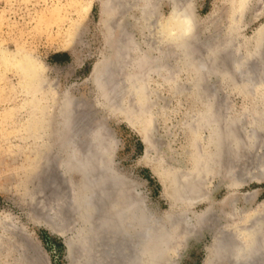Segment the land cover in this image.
<instances>
[{"label": "rangeland", "instance_id": "obj_1", "mask_svg": "<svg viewBox=\"0 0 264 264\" xmlns=\"http://www.w3.org/2000/svg\"><path fill=\"white\" fill-rule=\"evenodd\" d=\"M99 1L101 0H0V52L6 51V53L9 54L10 51L11 53L14 51V48L23 47V50L37 63V68L39 70L38 83L42 84L45 80V83L42 84V91H40L42 93H40L39 96L41 99L44 96V100H41L40 105L43 106L47 101V106L46 104L44 107L41 106V111L39 110L36 113L35 116L37 121L35 117L31 118L26 115H23L19 119L10 118L12 112H15L18 104L22 103L20 100L24 97V92H22L23 87L19 83L15 69L12 68L7 70L4 68L3 70L0 66V223L3 224L6 229L1 232L2 235L0 234V237L3 238L0 261L3 264H29L30 259H32L33 264H67L65 255L66 249L63 244V239H66V237L71 238V233L73 232V218L69 217V213L66 212L65 202L67 201L69 191L71 193L74 189V187H71L77 182L78 175L73 173V171H71V173L69 172V175L64 169V157L68 152L66 151L68 150V146L64 145L65 143H61L60 146L58 143H55L58 144L59 147L51 143L52 146L51 144L50 146L52 148H48V151L46 150L44 157L39 156L35 160L31 158V153L33 154L36 152V146L31 144V140L32 136L38 134L37 131L41 133H45L46 131V134L50 133L49 136L51 135V139L53 138L54 140L59 107L57 104L58 100L63 101V96L67 97L66 109L67 106L70 105L69 111L70 114L72 113V116L70 115V118L72 117L70 124L71 122L72 124H77L79 122V127L87 123L85 120H88L89 122L86 125L89 124L88 126H92V129L97 123H103V125L107 127L106 133L113 137L115 143L112 151V162H114L115 170L124 175L125 179L129 180L136 194H139V196L142 195L141 198L143 197L144 205H147L144 207L147 209L148 213L155 217H161L165 213H168V211L175 210L172 205L167 208L168 203L164 197V191L169 194V192H171V187L161 191L159 183L148 167H150L153 172H156L159 180L165 179L167 183L170 182L167 174L168 170L165 169L168 163L170 164V162H172L170 164L171 166H173L172 164H176L180 165L179 168H183V160L186 159L183 157H185L186 143L189 139V135L186 130H182L183 126L180 123L184 117L192 115L194 110H200L201 107L197 105L192 106L193 99L188 91H186V93H173L165 86V83L161 82L158 75L152 74V78L150 77L149 80V87L153 90L151 98V104H154V116L151 114V127L154 126V129L152 128L153 132L150 133L147 131L151 124L145 123L142 118L143 112L140 108L143 106H138L141 112H138L139 110L135 112V116L138 115L139 117L137 118L134 116L135 121L136 119L138 120L134 123V127H136L138 132L142 135L145 131L147 139H150L153 150H155L154 154L144 147L137 133L126 125L123 120V114L119 115V111L123 110L122 107L125 106L121 101L122 96H129L130 98V93H132L131 81L129 95L127 93L129 88L128 85L126 88L123 86V89L120 87L115 90L116 86L111 89L109 102L112 106V110H115L116 115L108 114L104 112L105 110H102V104L98 99L97 92L89 76L94 70V72L98 74L106 69L111 70L116 67V65L113 64L115 60V57L113 58L114 53L110 48L112 43V46H117L113 38L119 35V30L121 28L120 22L123 26L127 27H124L125 30L127 29L125 32L131 34L132 38L140 44L142 49L145 46L147 38H149V36L151 38L155 36L153 34L149 35L148 31H143L142 28L138 27L136 19L138 16L137 9V11L133 10L134 12L129 11L128 17L126 16L127 12L125 13L123 8L119 9L118 6L116 7L117 10H114V13H111L107 19V24L109 23V26L111 24L110 30L112 31L113 37L109 40V42L112 40V42H110L111 44L107 42L106 48L103 43L104 30L100 25V15L103 14V11L100 10L101 3ZM182 1L185 2L187 0ZM188 2H190L193 14L196 18L195 34L197 36H194L196 40L193 39V43L197 41L196 44L202 45L204 44L203 42H206V45H203L204 48L201 47L203 50L211 47L212 49L217 48L220 61L222 58L229 69L238 65L237 72L234 74L236 80L240 81L244 79L248 85L250 84L249 82H251L249 79H253V77L256 78V81H252L254 85L262 81V75H264V0H244L241 7L238 6L239 0H188ZM156 10V17L165 18L169 12V4L164 0H157ZM133 15L135 18L131 17ZM231 19L234 21L230 23ZM112 24L115 27H112ZM256 31H258V33ZM258 41H261L262 49L258 54L259 58L257 57L258 59L254 62H252L251 59L246 60L245 68L243 67V69H240L239 62L241 61V55L244 54V51L246 52L248 49H252L255 42ZM229 44L234 47L231 46L233 47H230L231 51L225 53L224 50H227L225 47H228ZM169 50L170 49L165 51L166 55L163 56L164 60H161L162 58L160 57V52H157L158 50L153 52L157 53L154 54L157 57L155 59L157 67L159 66L163 69V65L161 66V64H164L165 71L170 73L172 79H176L174 81L175 87L182 88L184 86L183 88H185L190 86L187 72L184 69L182 70L179 63H177L179 54L175 50ZM206 50L204 53H206ZM187 51V53H190L189 49ZM148 53L150 55L149 51ZM227 55L229 56L228 61V57H225ZM99 56L102 57L100 60H98ZM103 56L105 58H103ZM203 57L205 56H202L201 59L199 58V61L198 58L196 59V63L199 62V65H201L199 68L202 67L199 70L201 75L199 74L198 77L200 76L199 79L202 78L201 82L203 83L202 86H204L203 94L210 93V88H213L211 93L212 96H214V104H217V109L220 110V112H218L220 116L227 113L237 116L242 113L245 114L246 110L251 109L253 94H250L251 98H249V100L246 99V95H242L236 91L229 81L223 80L224 77L222 75L223 78H221L220 72H217V70H219L217 69L218 67L213 69L215 65H207V62H205L206 59ZM253 64L254 66H252ZM202 65H204V67ZM205 65H207L208 68ZM205 67L211 73L208 72ZM146 68L147 67L144 69ZM1 69L4 72L1 71ZM247 75L251 77L249 78ZM41 79H43V81H41ZM142 79L144 80L145 76ZM145 81L147 80L145 79ZM141 82L143 83V81ZM180 85L182 87H180ZM112 86L114 85H111V87ZM43 93L45 95H43ZM227 109L229 110L228 112L226 111ZM162 110L165 111L161 115V112H163ZM188 112H190V114ZM39 119H41L40 123H38ZM80 119H82L81 122L79 121ZM32 120L35 127L32 124ZM38 124L41 126L40 128L42 130L39 128L36 131L35 128ZM244 125L246 126H242L244 137L254 133L252 125L248 126L249 123H245ZM142 126L145 128L144 130ZM43 127L46 128L43 129ZM78 127L76 129H79ZM260 133L261 132L255 133L253 151L251 149L244 151L245 149L234 147L232 149L233 153L231 149L221 152L220 155L223 163L221 162L218 166H213L211 172L216 174H213V176L210 177L211 179L209 178L211 181L206 179L209 183L206 187L207 197L204 200L194 202L190 206L191 211L196 214L210 206V211H212L210 212L212 222L210 221V223L207 221L208 226H204L203 224L206 222L203 223V221L199 224L200 227L195 225L194 229L193 227L191 229L192 232L182 235L184 237L180 238L181 242H179V245H176L174 250L171 248V251H168V253L166 252V256L172 259L174 258L173 260L175 261L173 264H204L207 251L212 243L211 240L216 234L220 236V240L223 239L222 241L225 239V241L228 242V240L231 239V243L235 246V242L238 241L237 239L235 242L233 241L234 232H236L234 229L238 227L236 224L240 222V216L242 214V216H244L250 209L251 212L255 213L264 212V209L262 210V208H264L263 170L259 169V171L258 169H254L252 172L253 176L247 177V170L242 171L240 169L242 163L251 166L256 163L257 158H261L264 155V139H262L264 134L261 133V135ZM67 140L70 142L69 145L74 147L73 149L75 152L79 153L80 148L78 147L80 146L73 143L75 141L80 142V134H77L75 137L69 135ZM156 153L157 155L155 156ZM229 153L233 154V159H235L236 162V175L233 176L228 175V172H226L227 174L224 173V168L231 165L228 162L224 165V160L227 159L228 161L227 156L230 155ZM158 155L161 156L163 163L161 160H159V162H150V160H153L154 157ZM47 158H50L49 160H51V162L53 161L49 174L50 176L48 177L47 175L44 180L42 178L35 179L34 175L37 174L39 165L43 162L45 163ZM36 162H39L38 165ZM234 178H243V181L241 184L239 183L240 185H228ZM32 186L36 189L32 188ZM200 187L202 188L201 185ZM28 192L31 194L29 197L30 199L25 196ZM75 193L74 191L72 192V194ZM254 206H256L257 209H255L256 207ZM259 206L260 208H258ZM188 214H190V212ZM188 214L185 219L183 218V220L180 219L181 222L179 221V227H181V229L182 224L183 227L186 228L192 225V219ZM64 221L65 223H71L67 225L64 224ZM230 223L236 224L232 226ZM179 227L178 230L180 229ZM49 228L51 231H49ZM64 228L67 229L65 230ZM257 228L255 229L258 230ZM260 228V231L258 230L259 232L264 230L263 227ZM181 229L178 232H180ZM259 232L257 239L262 240L264 238V231H262L261 234ZM231 243H226L223 250L224 253L222 252V254H220L223 256L216 258V262L213 260L212 263L219 264L223 259L222 264H226L227 260L232 258L230 254L231 248H234V246H232ZM19 247L20 249L18 250L17 248ZM75 247L78 246L72 244L70 252L75 251L77 253L80 250V248L75 249ZM227 252L231 258H227ZM173 253H176V256H174ZM225 259L226 261H224ZM168 260L167 262L170 263V259ZM229 261L230 264H232V262L233 264H237L233 260Z\"/></svg>", "mask_w": 264, "mask_h": 264}, {"label": "bare ground", "instance_id": "obj_2", "mask_svg": "<svg viewBox=\"0 0 264 264\" xmlns=\"http://www.w3.org/2000/svg\"><path fill=\"white\" fill-rule=\"evenodd\" d=\"M164 1H166L169 4V12L165 18L156 17L157 0L99 1L101 3L100 10L103 11V14L100 15L101 16L100 25L104 30L103 43L106 48L108 44L107 42H109L110 38L113 37L112 31L110 30L111 24L110 26L109 23L107 24V19L109 18L111 13H114V10H117L116 7L118 6L119 9L123 8L124 12L125 13L127 12L126 16L128 17H129L128 15L129 11H133L137 9L138 16L136 15L137 16L136 19H137L138 27L142 28L143 31L146 32L148 31L149 35L153 34L155 37L151 38L149 36L147 40L145 39L146 40L145 46L142 49L140 47V44H138L132 38L131 34L125 32L127 30V29L125 30V28L127 27L123 26V24L120 22L121 28L119 30V35L113 38L115 40V44L117 43V46L116 45L112 46L113 43L112 44L110 43L112 42V40L109 42L111 44L110 49L114 53L113 58L115 57L113 64H115L116 67L111 70L106 69L103 72H99L98 74H96L94 70L90 73L89 78L92 80L94 89L98 95V99L102 104L101 105L102 110H105L104 112H107L108 114L110 113L112 115L115 114V110L114 109L112 110V106L110 105L109 102L110 99L109 96H111L110 95L111 89H113L115 86H116L115 90L116 88H120V87H122L123 89V86H125L126 88L128 85L129 88L127 93L129 95V89L131 87L130 84L132 83V89H131L132 93H130L131 94L130 98L127 95H126L127 97L122 96L121 101L122 103H124L125 106L122 105L124 107H122L123 110L119 111L120 112L119 115L123 114V120L126 123V125L137 133L144 147L147 148V150L151 151L152 154L155 153V150H153L150 139L149 140L147 139L145 131L144 134L142 135L140 134V132H138L136 127H134V123L138 121L137 119L135 121L134 118L135 112H137L138 110H139L138 112H141L142 110L143 112L142 118L144 119L145 123L151 124L149 128L150 130L147 128L146 129L150 133L153 132L154 126L151 127L152 115L154 114L153 112L154 104H151L153 90H151L149 87L150 85L149 80L152 74L158 75L161 79V82L165 83V86H167V88L171 90L173 93L174 92L186 93V91H188V93L191 95L193 99L192 106L197 105L198 107L199 106L201 107L200 110L197 111L194 110V113L193 114L191 113L192 115L190 116L188 115V117L187 116L184 117L182 122L180 123L183 126L182 130L183 129L186 130L189 135V139L186 143L187 147L185 149V157H183L186 158L183 160L184 162L183 168H179L180 165H176V164H172L173 166H171L170 164L172 162H170V164L167 162L168 164L166 165L165 169L168 170L167 174L170 181L169 183H167L165 179L159 180L156 172H153L151 168L148 167L152 175L156 178L157 182L159 183L161 187L160 188L161 191H163V189L165 190V188L171 187V192H169V194H167L164 191L165 193L164 197L168 203L167 208H169L172 205L173 208H175V210L174 209H173L174 211L170 210L168 211V213H165L161 217H157V216L155 217L152 216V214L148 213L147 209L144 207L147 205H144L143 197L141 198L142 195L140 194L141 196H139V194H136L133 191L132 184H130L129 180L125 179L124 175H122L120 172L119 173L116 172L115 170L116 168L114 167V162H112V151L114 149L115 143L113 137L110 134L106 133L107 127L103 125V123L100 124L97 123V125L93 126L92 129V126H88L89 124L86 125L89 122L88 120H85L87 121V123L80 125L79 127H78V124H80L79 122L77 124L75 123L72 124L71 122L70 124V120L72 119V117L70 118V115L72 113L70 114L69 111L70 105L67 106L66 109L67 97L63 96L62 98L63 101L58 100V104H57L59 105V107L57 112L58 114L56 119L57 127L54 133L55 134L54 140L53 138L51 139L52 137L51 135H50L51 137L49 136L50 133L46 134L45 130H44L45 133L43 131H42L43 133L37 131V129H39L41 126L39 124L38 126L36 125L35 129L38 132V134L32 136V140H31V144L36 146V152L33 154L31 153L32 155L31 158L35 160L39 156L44 157L46 150L48 151V148L49 149L52 148L51 147L52 144H54L55 146H58L59 144L60 146L61 143L62 144L65 143L64 145L68 146V150H66L68 152L64 157V163H63L64 169L67 174L73 171V173H76L78 175L77 182L74 183L71 187V188L74 187L75 190L73 189V191L76 193L72 194L73 191L71 193L69 191L70 195L69 194L67 195V201L65 202L66 212L69 213V217L73 218L72 221L73 232L71 233L72 234L71 238L70 237L67 238L66 235L65 236L66 239H63V244L66 249L65 255L67 259V264H173V262L175 261L173 260L174 258L172 259L166 256V252L168 253V251H171L172 249L174 250L176 245H179V242H181L180 238L184 237L182 235L192 232L191 230L192 227L194 229V226L195 225L199 226V224H201L202 221L203 223L206 222L205 224H203L204 226L206 225L208 226L207 221L210 222L212 220V217H210V212H212L210 211L211 209L210 206H208L206 209H204L202 212L198 214L192 212L190 206L194 202L204 200L207 197L206 187L208 186L207 184H209L207 180L210 177H212L213 174H216L211 172V169L213 168V166L216 165L218 166L222 162V158L220 155L221 152L223 150L226 151L227 149L228 150L231 149L232 152L233 151L232 149L234 147L245 149L244 151H247L248 149L249 150L251 149L253 151L254 149L252 148L254 146V137L256 136L255 133L261 132L264 134V80H263L264 75H262V79H261L262 81H260L257 85L253 84L254 82L253 80L256 81V78L254 77L253 79L252 78L249 79L251 81V82L248 81L250 83L249 85L246 81H244V79H241L240 81L236 80L234 74L235 72H237L238 65L234 67L235 69L234 68L229 69V67L227 66V64L224 63L222 58L220 61L219 54H217L218 51L217 48L216 49H212V47L206 48L208 51L205 49L206 53H204L205 50H203L204 48L203 45L204 44L206 45V42H203L204 44L202 45L196 44L197 41L193 43V41L196 40L194 36H197L195 34L196 18L195 15L193 14L192 11L193 9L191 8L190 2H188V0L185 2L182 0H164ZM243 3L244 0H239L238 6L241 7ZM131 17L133 18L134 15ZM233 21L234 20L231 19L230 23ZM112 27L115 26H113L112 24ZM258 31L256 32L258 33ZM231 46L233 45L229 44L228 47H225L227 49L224 50L225 53L227 51H231L230 49ZM201 47L203 48L201 49ZM166 49L167 50L170 49L169 51L175 50L179 54L177 63H179L180 68H182V70L184 69L187 72L188 79L190 80V86L185 88H183L184 86L182 87L181 85L180 87L182 88L175 87L176 85L174 81L176 79H172L170 73L165 71L164 64L163 63L161 64V66L163 65L162 66L163 69H161V67L159 66L157 67L155 63V59L157 57L156 55H154L157 53H153V52L158 50L157 52H160L159 54L160 57L162 58L161 60H164L163 56L166 55L165 54V51H167ZM188 49L190 50L189 51L190 53H187ZM260 50H262L261 41H258L255 42V45L252 49H248L246 52L244 51V54H242L240 57L241 61L239 62V68L240 69L241 68L243 69V67L245 68L246 60L251 59L252 62L256 61V59L259 58L258 54L261 52ZM148 51L150 52V55ZM228 55L225 56L228 57V59L226 58L227 61L229 60ZM202 56H205L203 58L206 59L205 62H207V65L208 64L209 66L215 65L213 66L215 67L213 69H216V67H218L217 69L219 70H217V72H220V76L222 75L224 77L223 80L229 81V83L234 87L236 91H238L242 95H246L245 96L246 99L249 100V98H251L250 94H253V102L251 109L246 110L245 114L242 113L237 116V115H229L227 113L228 115L224 114L220 116L218 113L220 112V110L217 109L218 108L216 106L217 104H214V96H212L211 93V90L213 88L212 89L210 88V93L203 94L204 86H202L203 84L201 82L202 78L199 79L200 76L198 77V75L201 73L199 70L202 67L199 68V66H201L199 65L200 63L199 62L196 63L197 61L196 59L198 58L199 61V58L201 59ZM101 58L102 57L99 56L98 60H100ZM103 58L105 57L103 56ZM35 63L36 62L32 59V57H30V55L27 54V52L24 51L23 47L21 46L14 48V51L12 53L10 51L9 54H7L6 51L0 52V66L3 68V70L4 68H6L7 70L12 68L15 69L16 75L18 76L19 79V83L23 87L22 92H24L23 95L24 97L20 100L22 103L18 104L17 107L19 108L15 106L16 110L15 112H12L10 116V118L12 119L14 118L19 119L23 115H26L31 118L35 117L37 121L35 115L39 110L41 111L40 108L42 105H40L41 104L40 102L41 100L42 101L44 100L43 99L44 96L42 97V99L39 98V96L40 93H42L40 91H42L41 90L43 86L42 84L45 83L44 82L45 80L43 81V79H41L43 83L42 84L38 83L37 79L39 78L38 75L39 70L37 68L38 67L37 63L36 64ZM207 65L205 66L207 67ZM202 66L204 67V65ZM252 66H254V64ZM145 67L147 68L144 69ZM3 70L1 69V71ZM207 71L210 72L208 69ZM143 75L145 76V79L147 81H145V79L144 80L142 79L144 78ZM222 76L221 78H223ZM247 77L249 76L247 75ZM141 81H143V83ZM111 85L114 86L111 87ZM43 95L45 94L43 93ZM45 104H43L42 107H44ZM138 106H143V107L140 108L141 109L140 110ZM220 108H221V104H220ZM125 111L128 112V115L127 112ZM162 111L163 112H161V115L164 113L165 110ZM226 111L228 112L229 110L227 109ZM188 113L190 114V112ZM135 117L138 118L139 116L136 115ZM41 119L38 120L39 121L38 123H40ZM33 120H32V124L34 126ZM81 120L82 119H80L79 121L81 122ZM245 123L246 124L249 123L248 126L252 125L254 131L253 134L251 133L252 135L250 134L249 131L250 136H248L245 133L247 135L246 137L243 136L244 132L242 131L243 130L242 126H245L244 125ZM239 126H240V130H239ZM46 127H43V129ZM77 127L79 129H76ZM144 129L145 128H143V130ZM77 134H80V142L75 141L76 143L74 142L73 144L80 146L78 147L80 148L79 153L75 152V150L73 149L74 147L70 146L69 145L70 142L69 140H67L69 135L75 137ZM262 139H264V136ZM156 155L157 153L155 154V156ZM158 156L157 157L153 156L154 159L150 160V162L151 161L159 162V160H161L163 163L161 156L160 155ZM227 157H228V161L225 158L226 160H224V165L227 162L231 165L229 167L227 166L224 168L225 169L224 173L227 174L226 172H228V175L230 176L236 175V162L235 159H233V154H230ZM49 159L50 158H47L45 163L43 162L44 161L43 160L42 161L43 163L39 165L38 167L39 170L37 174L34 175L35 179L42 178L44 180V178L47 175L48 177L50 176L49 174L52 168L51 166L53 161L51 162V160ZM240 169L242 171L247 170L246 171L247 177L253 176L252 172L254 169H258V170L262 169L264 172V155L261 158H257L256 163L252 164L251 166L242 163L240 165ZM242 181L243 178H238V179L234 178V180H231L230 183H228V185L234 186L239 183L241 184ZM200 185L202 186L203 190L200 187ZM32 188L36 189L33 186ZM30 195H31L30 192H28V194L25 196L26 198L30 199L29 198ZM258 208H260V206ZM255 209H257V207ZM263 209L264 208H262V210ZM189 212L190 214H188ZM258 213L259 212L257 213L251 212L250 209L249 212L246 213L244 216H242L243 214L240 216L238 211V214L240 216L239 219L240 222L238 221L239 223L237 224L230 223L232 224V226L235 224L238 226L236 228L238 230L233 228L234 231H236L234 232L235 235L233 234L234 235L233 241L235 242V240L237 239L238 242H235V246H234V244L231 243L232 242L231 239H229L230 241L228 240V242H226L224 239L226 243L228 244L231 243V245L234 246V248H231L230 255L232 258L228 255V252H227L228 257L225 255L227 258L229 257L231 258L227 260L226 264H230L229 260H233L237 264H264V238L262 240L259 239L260 241L257 239L258 232L261 229L260 227L264 228V212L259 214ZM187 214L190 215L192 219V225L186 228L183 227L182 224V229H181V227H179V221L180 219L181 220H183V218L185 219ZM65 221L64 224L70 225L71 222L65 223ZM178 227L181 229L180 232H178L180 230V229L178 230ZM255 228H257L259 231L256 230ZM4 229L5 227L3 226V224L0 223V234L1 232L4 231ZM49 231H51L50 228ZM262 231L264 230H261V232ZM261 232L259 233L261 234ZM86 239H88L87 241L89 242H87ZM222 240H220V236H218V234H216L215 237L211 240L212 243L209 247V250L207 251L206 260L204 259L205 260L204 264H215L212 263L213 260H215L216 262V258L223 256L220 254H222V252L224 253L223 250L226 246V243ZM73 242L75 243L76 246H78L75 247V249L80 248V250L77 253L75 251L70 252V248L72 247L71 245ZM2 243H3V238L0 237V255L2 254L1 252ZM87 247H88V252L86 250ZM17 249L19 250L20 247ZM175 254L176 253H173L174 256H176ZM86 255L88 256V259L86 258L85 260ZM165 256L168 259H170V263L167 262L168 259ZM222 260L220 261L221 264L223 263ZM31 261L32 259H30V262ZM224 261H226V259ZM30 262L29 264L31 263L33 264V261L31 263ZM0 264L3 263L0 261Z\"/></svg>", "mask_w": 264, "mask_h": 264}, {"label": "water", "instance_id": "obj_3", "mask_svg": "<svg viewBox=\"0 0 264 264\" xmlns=\"http://www.w3.org/2000/svg\"><path fill=\"white\" fill-rule=\"evenodd\" d=\"M87 238V237H86ZM88 239H86V241H87ZM89 241H90V238H89ZM89 241H87V242H89ZM73 245L75 244L74 242L72 243ZM72 246V245H71ZM87 252H88V247H87ZM86 258L88 259V256L86 255V257H85V260H86Z\"/></svg>", "mask_w": 264, "mask_h": 264}]
</instances>
